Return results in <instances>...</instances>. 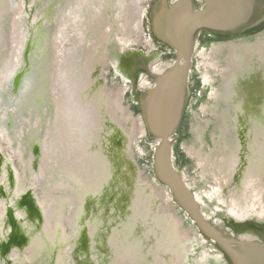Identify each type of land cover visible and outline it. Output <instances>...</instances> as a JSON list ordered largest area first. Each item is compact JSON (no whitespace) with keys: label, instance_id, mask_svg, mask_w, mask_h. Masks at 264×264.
<instances>
[{"label":"rangeland","instance_id":"obj_1","mask_svg":"<svg viewBox=\"0 0 264 264\" xmlns=\"http://www.w3.org/2000/svg\"><path fill=\"white\" fill-rule=\"evenodd\" d=\"M145 1H139L142 15L146 10L144 9ZM14 2V9L10 12L8 21L14 16L15 24L18 20L21 23L22 21L27 22L26 28L35 35L38 24L33 25V23L37 21V18L43 17V13L47 16L51 13L48 25L45 27L51 34L53 33L52 25L57 18L55 14L58 13L50 5L53 4V0H15ZM109 2L110 0L105 1L104 5L109 6ZM102 10L105 20L112 17L115 21L118 19L117 15H122L119 10L115 13L111 12V8L104 10L102 7ZM76 16L78 18V15ZM107 24L109 26L102 30L95 28L101 37L103 62L105 63L107 59L104 68L107 74L102 77L97 73L96 78L101 77V82L105 83V90L109 91V99L112 101L113 94L117 92V84L115 83L116 79L109 73L108 66L112 65V58H114L112 52L115 47L113 48L114 39L111 37L112 31L110 32L111 27L108 21ZM85 27L86 25L79 29L83 36L87 32ZM96 27H99V24ZM143 28L142 38L149 37L146 26ZM123 30L125 31V29ZM76 31H70L67 34V40ZM16 32L18 34L17 29ZM63 32L65 33L64 30ZM126 32L130 35L126 39L130 41L134 33L131 30ZM80 36L79 34L78 37L80 38ZM121 37L123 35L120 29L116 38L120 40ZM62 40L63 38L58 42V45L62 43ZM67 40L63 41L67 43ZM198 41H196L193 67L190 71L189 133L180 143L178 153H173L174 164L181 170L183 177L186 178L198 200L201 201L205 212L211 216L215 223L221 224L223 215L229 218L230 215L240 217L244 214V216L264 220V125L263 127L257 126L252 121L254 117L264 119V29L249 31L233 38L222 36L208 44H198ZM15 43H17L16 38L13 39V47H16ZM28 44V48L23 51L24 55L20 64L21 66L25 64V69L29 67L31 62L29 54L33 52L31 51L32 41H29ZM90 44L86 43L85 46L77 44L76 48L81 46L78 53L81 55V52L85 50V53H89V49H94L90 47L93 44ZM106 44L112 52L108 53L104 50ZM219 47L220 50H217ZM61 50L69 51V46L66 47L62 44ZM34 53L36 57L39 50L38 52L34 50ZM95 53L96 50L93 54ZM57 55L59 56L58 52ZM253 55L263 61L262 64L248 65L247 59H254ZM96 58L100 59V56ZM98 63L96 61L88 62V66L84 70L82 69L83 72L86 71L88 79L91 78L92 71L98 69ZM99 64L101 66V63ZM101 68L102 66L100 71ZM24 70L20 71L19 69L14 76L12 73L13 80L19 82ZM11 76L9 79L7 78L8 82H11ZM18 82H16L17 85ZM16 83L13 82L15 86ZM81 84L84 86V82ZM1 102L2 98L0 97V193L3 194L0 195V204L5 199L7 200V211L11 215L13 223L20 231L32 232L33 238L29 239L31 243L27 250L20 253L12 249L10 254L4 257L5 260L0 258V264H85L90 259L92 264H98L100 253H97L96 246L94 247L96 245L93 238L95 237L94 229L91 228L89 220H82L84 214H91L89 208L86 213L82 204H79V209L75 211L76 206L68 201V198L70 196L72 198L75 193V188L72 189L71 186L79 179L78 172L72 170L78 171V168L69 166L70 162L65 164L66 162L59 160V148L56 146V141L50 144L46 138L44 140L41 138L43 143L46 142L42 146L43 154L48 156V153L53 152V155H50L51 159L48 157V161L45 159L47 161L45 168L40 164L37 172L32 173L30 169L31 156L24 157V144L22 143L24 137L22 136L29 129L39 128L37 120L31 123L27 117L17 114L15 106H6ZM254 107L256 108L254 109ZM250 108H253L254 112ZM123 109L126 114L130 115L133 123L128 125L124 121V124L118 123L117 125L123 128L121 131L127 135L129 141L116 147V143L112 141L113 138L104 135L109 136L114 133L115 125L111 127L113 122L110 120L108 124L106 123V127H103L104 138L100 137L94 144L98 148L102 147L98 150L103 152L99 158L95 154L91 155L96 166L102 165L105 169L106 177L102 184L109 186L104 192V199L108 202L117 196H124V199H128V203L131 202L134 195L131 194V188L129 189L127 186L128 179L135 182V187L137 184L140 185L139 189L141 190L148 187L151 193L144 191L143 201L139 200V206L143 207L140 210L142 211V220L139 222L136 220L135 226L142 228L143 231L140 235L138 234L139 245H136L132 257L128 258L129 260L125 259L123 254L116 256L117 252L114 247L112 253L111 245L115 242L117 231L115 230L116 225H112L111 217L107 220L110 232L104 244V252L107 254L108 264H169L168 262L172 261L178 264H218L221 262L220 258L206 249V244L197 235L191 221L172 203L167 189L155 180L152 172L153 145L151 139L146 135L142 120L133 115L132 109L128 107L127 103ZM106 111L107 109L104 110V113ZM117 114L122 117L121 112ZM10 117L12 121L18 123V128L14 131L12 139L8 138V132L4 129L5 122L11 121ZM256 122L259 123V119ZM130 128L131 133L129 134ZM45 131L46 134L49 133L48 129ZM58 131L59 129L56 132ZM66 131V129L61 130L60 128L61 147H64V143L71 144V142L69 143V133ZM80 140L81 136H79V140L76 139L78 142ZM80 147H82V142ZM189 149L192 150L191 154ZM97 154L99 153L97 152ZM51 162L52 167H50ZM42 168L45 171H42ZM59 179L63 182L58 183ZM101 189L98 185L96 197L100 196ZM44 195L50 198L49 204L44 205ZM56 197H59V200ZM20 199L25 200L29 206L36 202L38 206L43 207L47 222L43 223L40 229L37 230V221L28 220L24 208L18 206ZM66 201H68L67 207ZM106 202H98L93 198L90 205L95 209L94 204H99L96 205V208L99 206L98 213L104 210L108 215H112L116 206L113 202H108L109 204ZM57 203L59 204L58 212L56 211ZM128 210L132 211L130 206ZM0 211L3 214L4 208H0ZM72 212L76 214L73 218L71 217ZM58 214L60 215V224L56 223ZM49 216H52V219H49ZM2 224V216H0V225ZM85 227L87 230L83 233ZM125 228H130V224H127ZM145 229L148 231L147 233H145Z\"/></svg>","mask_w":264,"mask_h":264},{"label":"flooded vegetation","instance_id":"obj_2","mask_svg":"<svg viewBox=\"0 0 264 264\" xmlns=\"http://www.w3.org/2000/svg\"><path fill=\"white\" fill-rule=\"evenodd\" d=\"M8 1L9 0H6L5 3ZM14 1L15 0H10L11 4H9V6L11 7L9 8V10L7 9V3L6 5L2 6V11L0 12V34L2 35V37L0 38V46L2 43V48H0V97L2 98V104L10 107L15 106L18 115L27 117L28 119H30L31 123L37 120V125L39 126V128L29 129L22 136L24 137L22 142L24 144V157H27L28 155L31 156V172H37L38 165L40 164H42V166L45 168L48 157L49 159H51L50 157L52 156L50 155H53V152L48 153V156L43 154L44 150H42V146L43 144L45 145L46 142L43 143L41 138H43V140L46 138V140L50 144L56 141V146H58L59 148V160L61 162H66L65 164H67V162H71L74 158L73 150H75L74 148L78 146V144H76L75 142L76 139H79L80 136V134L77 133L78 131H85L88 133L89 137L94 136V138L97 140L100 137L104 138V135H106V137L108 138L111 136V139L113 138L112 141L116 143V147H120L121 145L125 144L128 141V137L126 134H123L124 132L122 133L123 128L117 125L118 123L120 125L124 124V121L128 125L130 123H133L130 115L126 114L123 109L125 103H127L128 107L132 109L131 112L133 113V115L138 116L142 120V122L143 118L141 115L140 106L135 100V96L133 94V72L131 70L126 71L124 68L126 67V65L139 66V63L141 62L140 60H142L143 57L145 58L144 64H146V69L142 71L139 70L135 77L137 88L139 91H141L145 89L155 88L157 85L156 77L164 74L166 69L170 67L176 60V51L167 44L160 41L154 35L152 30L151 12L159 0H146V4L144 3V9L146 10L143 15L141 14V8L139 4L140 0H110L109 6L104 5L105 1L108 0H53V4L51 3L50 5L55 9L56 12L58 11V13L55 14V16L57 15L55 23L52 25V27L54 28L53 33L51 34L47 27H45L48 25L47 22L50 19L49 15L51 13L48 16L43 13V17L37 18V21L33 23V25L38 24L37 33L35 35H33L31 31H29L30 29L26 28L27 22L25 23L24 21H22L21 23V21L18 20L15 24L14 20L16 19H14V16L10 21L7 20L9 18L10 12L13 11L12 9H14ZM169 1L172 4L177 0ZM194 3L196 7H200L202 6L203 1L194 0ZM102 7L104 10L106 8H111L112 13H115L119 10L122 15H117L118 19L115 21L112 19V17H110V19L106 18L105 20L102 13ZM76 15H78V18H76ZM3 16H5V18H3ZM88 20L89 22H87ZM5 21L7 22L5 23ZM107 21L111 27V37L114 39V46H111H113V48L115 47L113 52L109 50L110 48L109 46L107 47V44L106 48H104V50L108 53L109 51L112 52V57H114L112 58V65H110L111 67L108 66L110 68L108 71L111 76L113 75V77L116 79L115 83L117 84V92L113 94L112 101L111 99H109V91L105 90V83L101 82V77L99 76V79L96 78L97 73L102 77H105L104 75L107 74L106 69H104L107 59L104 63V58L102 56L103 54L101 53V37L99 36V33L95 30V28H101L102 30L106 26H109L107 24ZM97 24H99V27H96ZM84 25H86L85 31H87L85 36H83L79 32V29L83 28ZM144 26H146V29L149 32V37L142 38L141 32L142 29H144ZM24 27L26 28L25 30L23 29ZM16 29L18 30V34L16 32ZM120 29L122 30L123 37H121L119 40V38H116V35L118 30L120 31ZM123 29H125V31ZM262 29H264V18L260 19L252 26L247 28L248 31ZM63 30L65 31V33L63 32ZM74 30H77L78 32L76 31V33L71 35V37L67 40V34L70 31ZM127 30H131L134 33V36L130 41L126 39V37L130 36L126 32ZM79 34L81 35L80 38L78 37ZM222 36L225 37L227 35H220L202 30L198 34L196 41L199 40L198 44H208L215 40H218L219 37ZM227 37L233 38V36ZM14 38H16L17 40V43H15L17 47H13L12 45ZM61 38H63L64 41L67 40V43L62 40V43L58 45V42L61 41ZM29 41H32L33 48L31 51L33 52H30L29 54V60L31 62L29 64V67L25 69V64L24 66H21L20 64L24 55L23 51L25 48H28L27 44L29 43ZM86 43H91L90 45L93 44V46H89L93 47L94 49H89V53H85L86 50L82 52L80 51V55V53L78 52L81 46L76 48L77 44H83L85 46ZM62 44H64V46L66 47L69 46V51H59ZM218 49L220 50V47L217 48V50ZM14 50L15 58L13 60V55H11V52L14 53ZM34 50L37 52L39 50V54L37 53L38 55L36 56L38 58L34 56ZM95 50L96 53L93 54ZM57 52L59 56L57 55ZM57 56L59 61L57 59ZM97 56H100V59H97ZM91 61L101 63L102 68L100 71L101 66L98 63V69L96 71L93 70L90 75L91 78L88 79L87 74L85 73L86 71L83 72L82 69L84 70L88 66V62L90 63ZM247 61L249 62L248 65H251L252 63L262 64L261 62H263L260 61V59H258L256 56H254V59L252 60L247 59ZM19 69L20 71L24 69L25 70L23 71V74L18 82L15 79L13 80L11 74L14 73V76ZM9 76H11L12 78L11 82L7 81V78L9 79ZM13 82H18V85L16 83L15 86ZM82 82H84V86H82ZM187 83L189 88L188 101L183 112L180 127L176 129L171 137L174 143L173 153H178L180 143L189 133L188 105L191 93L190 74ZM255 108L256 107H254V109ZM106 109L108 113L107 111L106 113H104V110ZM250 109L251 111L253 110V108ZM118 111L121 112L122 117L117 114L119 113ZM108 116H110L111 118L109 119ZM257 119H259V123L256 122ZM10 120V122H5L4 129L8 132V138L12 139L14 131H16L18 128V123L16 124L14 121H12L11 117ZM110 120H112L113 122L111 123V127L113 125L115 126L113 128L114 133H111V135L108 136L102 131H104L106 123L108 124ZM252 121L256 123L257 126L260 125L261 127H263L264 125L263 118L254 117ZM92 127H96L95 133H93ZM60 128L61 130L66 129V132L69 133V143L71 142L70 145L64 143V147H61L62 138H60ZM45 129L49 130L48 134H46L47 132L45 131ZM57 129H59V133L56 132ZM90 131H92V133ZM129 131L130 134L131 128L129 129ZM63 134H65V132H63ZM146 135L149 139H151V141L153 140L147 132ZM89 145L91 146L87 150L88 153H85V156L88 157H85L84 160L89 162V164H85V166L83 165L81 167L82 176L79 175L80 171L78 169V182H73V186H71L72 189L75 188V193L72 198H70L71 196L68 198V201L72 202L76 206L75 211L79 209V204H82V206L85 208V212H88L89 208V213L91 214H84L82 220H89L91 223V228L94 229L95 237L93 238L96 241V245H94V247L96 246L97 253H100V261L97 262L98 264H108V259L106 257L107 254L104 252V244L107 240L108 233L110 232L107 224V220L109 219V217H111V220L113 222L112 225H116L115 230L117 231L116 237L115 233L113 234L116 239L114 242L115 245H111V251L112 253L114 252V247L117 252L116 256L123 254L124 258L129 260L128 258L132 257L136 245H139V235L143 231L142 228H136L135 226L136 220L138 222L142 220V211L140 210H142L143 207L141 208V206H139V203L143 201V192L148 191L150 194L151 191L148 187L144 189L142 188V190L139 189L140 185L138 184L135 187V182L128 179L127 186L129 189L131 188V194L133 193L132 195H134L133 199L131 198V202L128 203V199H124V196H117V198L109 200L108 202H113V204L116 206V210L114 211V213H112V215H108V213L104 210L103 212L98 213L99 206L98 208H96V205L99 204L95 203V209L91 208L90 203L92 204L93 198L98 202H106L104 199V192H106V189L109 185L105 184L103 186L102 183L104 178L106 177L104 172L105 169L102 167V165L96 166V163L91 159V155L93 154H90L93 151H95L96 153L98 152L99 154H97V157L99 158V155H101L103 151L101 150L100 152L98 149H101L102 147H96L95 145H93V142ZM71 150L72 152H70ZM189 153H192L191 149H189ZM45 159L47 161H45ZM50 167H52V162ZM42 171H45V169H43ZM184 180L190 186L185 177ZM57 182L62 183L63 181L59 179L57 180ZM98 185L102 188V192L100 193L101 197H96L95 194ZM88 191L91 192V195L90 192L88 193ZM1 194L2 193H0V195ZM118 195L120 196V194ZM43 197L45 203L44 205L49 204L50 198L45 195ZM196 198L198 200L197 196ZM56 199L59 200V197H56ZM25 200L20 199L19 202L18 200L16 201L18 202V206L23 207L26 211L28 220L37 221L38 230L43 223L47 222L43 213V207L38 206L37 203L34 202V200V205L29 206ZM68 201L65 202L66 207L68 205ZM198 201L200 202L203 213L207 217L211 218V216H209L205 212L201 201ZM108 202L106 203L109 204ZM7 204L8 202L6 199L2 204H0V208H4L3 214L0 211V216H2L3 222V224L0 225V258L3 260H5L4 257L6 255L10 254L12 249L23 253L25 250H27L26 245L33 238L32 232L29 233L27 231H20V229L13 223L12 217L10 214H8L7 211ZM129 206L132 211L128 210ZM58 207L59 204L57 203V212ZM48 215H50V213H48ZM75 216L76 214H73L72 212L71 217L73 218ZM49 217V219H52V216ZM224 218H226V215L222 216L221 225H225L226 221ZM229 218H234L236 220L255 218L256 220L264 221L263 219H257L256 217L244 216V214L240 217L238 215L235 217L230 215ZM56 223L60 224V215L58 216V221L56 219ZM127 224H130V228H125ZM86 230L87 229L85 227L83 233H85ZM147 232L148 231H146L145 229V233ZM196 232L197 235L202 239L203 243L206 244V249L220 258L221 262L219 263L228 264L222 253L215 250L212 247V244L199 234L197 229ZM17 241L18 243H15ZM126 249H128V251H126ZM105 258L106 260H104ZM87 261L88 262H85V264H92L91 259ZM168 263L178 264L177 262L174 263L173 261Z\"/></svg>","mask_w":264,"mask_h":264},{"label":"water","instance_id":"obj_3","mask_svg":"<svg viewBox=\"0 0 264 264\" xmlns=\"http://www.w3.org/2000/svg\"><path fill=\"white\" fill-rule=\"evenodd\" d=\"M202 1V6L196 7L194 0H177L172 4L159 0L152 10L154 35L176 51L175 62L156 77L155 88H137V72L146 69L144 57L139 66L126 65L124 69L133 72V94L146 132L153 139L152 172L157 183L167 189L173 204L228 264H264V221L224 218L225 225L215 223L203 213L194 190L173 161L171 137L180 127L188 101L187 81L198 34L206 30L237 37L264 18V0Z\"/></svg>","mask_w":264,"mask_h":264},{"label":"bare ground","instance_id":"obj_4","mask_svg":"<svg viewBox=\"0 0 264 264\" xmlns=\"http://www.w3.org/2000/svg\"><path fill=\"white\" fill-rule=\"evenodd\" d=\"M3 1V0H2ZM5 1L6 0H4V3H5ZM4 3H1V1H0V11H2V6H4ZM11 4V3H10ZM9 8H10V6H9V1H8V7H7V9L9 10ZM5 14V13H4ZM6 15V14H5ZM3 18H5V16H3ZM0 29H1V24H0ZM2 37V35L0 34V38ZM16 47H17V45H16ZM0 48H2V43H1V46H0ZM14 58H15V50H14V53H13V60H14ZM92 131H93V133H95V131H96V127H92ZM92 131H90L91 133H92ZM78 134H80V136H81V140H80V142H78V141H76L75 143L76 144H78V146L76 147V148H74L75 150H73L74 151V153H73V156H74V159L70 162V165L69 166H76L78 169H79V171H80V173H79V175H81L82 176V172H81V167L84 165L85 166V164H89V162H87V161H84L85 160V157H88V156H85V153L87 152V150L89 149V147L91 146V145H89L90 143H92L93 142V145L96 143V140L97 139H95L94 138V136H91V137H89L88 136V133L87 132H85V131H78L77 132ZM79 140V139H78ZM128 141H129V139H128ZM81 142H82V147H80L79 148V145L81 144ZM93 151V150H92ZM88 153V152H87ZM90 154H95V155H97V153L95 152V151H93L92 153H90ZM69 162H67V164H68ZM80 166V167H79ZM72 171H74V172H78V171H75L74 169L72 170ZM78 174V173H77ZM30 247V242L26 245V248L28 249ZM104 261V260H103Z\"/></svg>","mask_w":264,"mask_h":264},{"label":"trees","instance_id":"obj_5","mask_svg":"<svg viewBox=\"0 0 264 264\" xmlns=\"http://www.w3.org/2000/svg\"><path fill=\"white\" fill-rule=\"evenodd\" d=\"M249 31L248 30H246V31H244V33L243 34H245V33H248ZM227 36H229V35H227Z\"/></svg>","mask_w":264,"mask_h":264}]
</instances>
